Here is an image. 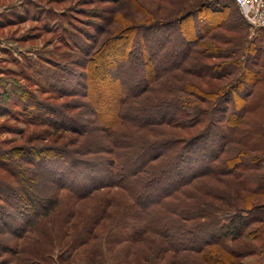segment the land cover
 <instances>
[{"label": "trees", "instance_id": "1", "mask_svg": "<svg viewBox=\"0 0 264 264\" xmlns=\"http://www.w3.org/2000/svg\"><path fill=\"white\" fill-rule=\"evenodd\" d=\"M93 5L96 22L89 32L54 23L64 36L59 42L71 53L53 66L65 70L61 81L77 75L78 88L42 91L69 98L61 104L38 102L30 93L23 97L26 123L46 128L29 137L31 148L0 153V168L17 179L10 186L0 178V201L14 210L0 212V237L28 239L40 220L59 212L54 223L64 227L62 250L87 247L97 239L93 230L114 219L117 210L110 209L116 204L90 201L80 212L91 209L86 216L92 218L68 240L77 212L73 205L62 210L59 194L93 200L95 191L117 188L132 203L121 216L126 227L133 222V243L157 244L154 264L166 255L169 264H242L246 253L223 244L237 241L256 223L262 226L252 230L254 239L264 234V181L255 173L264 161V111L258 114L257 100L264 86L260 35L249 38L251 27L234 0ZM216 19L217 27H211ZM136 35L141 39L131 50ZM17 162L27 173L12 174ZM15 225L22 228L7 229ZM22 247L27 253L28 245ZM188 250L207 251L214 260L192 263L180 255ZM66 253L61 260L71 264ZM45 254L31 252L29 260L44 263ZM91 261L98 263L95 256Z\"/></svg>", "mask_w": 264, "mask_h": 264}, {"label": "rangeland", "instance_id": "2", "mask_svg": "<svg viewBox=\"0 0 264 264\" xmlns=\"http://www.w3.org/2000/svg\"><path fill=\"white\" fill-rule=\"evenodd\" d=\"M217 1L225 4V2L231 0ZM93 3L94 0H0V153L15 152L19 148H24L23 146L31 148L26 145L29 137L32 136L33 132L43 133L46 128L44 126L34 127L26 123L25 115L28 108H26L27 102L22 100L23 97L27 98V94L30 93L34 96L32 98H36L38 102L61 104L69 98H59L58 94L53 93L52 95L42 91L47 89L48 86L54 88L52 89L53 92L58 90L59 86L60 91L63 90L62 87H64L65 91L78 88L74 83L77 75L71 73L72 76L69 79H62L66 81L64 84V81H61V75L65 73V70L63 68L57 69L53 66L60 56L65 57L67 53H71L69 48L59 42L60 38L63 39L64 36L60 31H54V23L62 20L63 25L67 28H69L68 24L69 26H74L78 31L89 32L91 30L89 25L96 22L92 14L93 7L96 6ZM240 12L242 13L241 10ZM242 15L244 16L243 13ZM217 22L218 19L215 21L211 20L209 24H211V27H217ZM193 30H196L195 25ZM255 32L254 28L251 27L249 38L253 39L260 35L258 43L264 45L262 41L264 40V33ZM162 36L161 34L159 35V37ZM140 39L139 35L134 37L131 50ZM132 52L135 53L136 50ZM38 58H40V61ZM69 68L71 72L73 69L74 72L77 69ZM257 100H261L262 103L259 104L260 109L258 111V114H261L264 111V86L259 87ZM75 102L82 103V100L78 98L75 99ZM40 110L41 114L45 112L42 109ZM32 116L34 115H27L28 118ZM38 116L35 118H41ZM62 142L65 141H60L59 143ZM28 143L31 144L32 142ZM12 166L14 168L12 174H15V172L20 175L27 173L24 172V170H27L25 169L27 168L26 165L25 168H22L23 164L20 163L17 164L18 168L14 164ZM260 167L262 168L261 172L257 171L255 173L262 174V180L264 181V161ZM2 177L6 178L7 183H11L10 186H13V182L17 180L8 173H4L0 168V178ZM2 191L3 187L0 186V198L3 197ZM41 192H44L45 196L49 195V191L41 190ZM94 194L93 200L92 197H87L82 201H74L68 198L67 196L71 195L65 192L59 194L63 204L60 208L68 212L69 206L73 205V210L77 212L74 219H77L78 225L75 228H71L68 240L73 237L74 232L78 234L88 220L92 218L91 216H86V214L90 215L92 213L89 212L91 209L86 210L87 212H80L83 207H87L90 204V201L99 204L103 203L105 199H112L116 204L113 209H110L111 212L112 210H117L114 219L104 220L93 230V235H97V239L92 241L89 246L62 250L63 246L61 243L64 241L62 240V231L59 228L63 227V225L58 224V222H56L57 224L54 223L55 219L61 217V213L58 214L59 212H56L51 214L50 217L40 220L39 224L31 229V237L28 236V239H16L10 233L0 237V240L2 239L0 248H9L14 251L11 254L4 253L2 255L1 253L0 264H70L68 261L61 260L64 252H67L65 256L71 264H91L93 262L91 261L92 256H95V261H98V263L94 262L93 264H154V256L158 253L157 244L151 242L146 244L133 243L131 235L134 230L133 222H130L131 227H126L127 221L122 220L121 215L125 212V208L132 205L126 199L124 193L120 189L107 187L95 191ZM3 206L6 210L1 209ZM5 211L9 214L14 213L13 209H7L6 205L0 201V212ZM7 222L13 221L8 219ZM18 226L15 225L7 229L18 230L22 228ZM258 226L261 227L262 225L256 223L251 228L248 227L246 233L237 241L231 242L232 240L228 239L227 243L223 244L224 247H228L231 251L238 250L241 253H246L245 256L243 255L240 258L242 264H264V234L262 232L258 238L254 239L251 233ZM45 233L48 235L45 236ZM222 234L224 233L220 235ZM150 237L157 239V237ZM22 244L28 245L29 248L25 254H23ZM17 249L20 251L19 255H15ZM38 250L46 252L45 255L49 258L44 263L29 260L34 259L31 252ZM93 251H97L99 255H93ZM180 255H184L183 257L185 258L189 256L192 259V263H196L198 258H206L210 262L214 260L213 256H207V251L204 250L201 254L192 253L188 250ZM162 259L157 264L170 263L169 255L162 257Z\"/></svg>", "mask_w": 264, "mask_h": 264}, {"label": "built area", "instance_id": "3", "mask_svg": "<svg viewBox=\"0 0 264 264\" xmlns=\"http://www.w3.org/2000/svg\"><path fill=\"white\" fill-rule=\"evenodd\" d=\"M254 30H264V0H234Z\"/></svg>", "mask_w": 264, "mask_h": 264}]
</instances>
